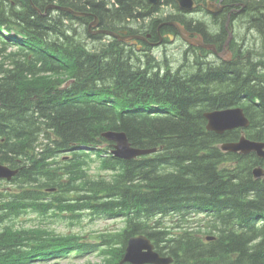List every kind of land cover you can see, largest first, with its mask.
<instances>
[{
    "label": "trees",
    "instance_id": "obj_1",
    "mask_svg": "<svg viewBox=\"0 0 264 264\" xmlns=\"http://www.w3.org/2000/svg\"><path fill=\"white\" fill-rule=\"evenodd\" d=\"M230 1L246 4L256 46L258 38L263 44L264 0ZM54 3L92 16L44 15ZM148 7L149 0H0V162L20 170L7 183L14 189L0 192V264L94 252L101 264H121L129 240L140 235L173 264H264V179L253 176L264 161L224 152L221 144L239 141L240 131L209 132L204 117L241 107L251 119L247 138L264 142V57L251 62L250 49L242 66L239 57L222 68L160 77L149 72L156 66L147 72L133 64L124 42L92 51L73 29L98 16L101 29L119 30ZM170 19L184 23L179 15ZM151 23L155 30L162 24ZM108 132L156 153L115 157ZM51 212L122 218L125 226L89 239L18 222Z\"/></svg>",
    "mask_w": 264,
    "mask_h": 264
},
{
    "label": "rangeland",
    "instance_id": "obj_2",
    "mask_svg": "<svg viewBox=\"0 0 264 264\" xmlns=\"http://www.w3.org/2000/svg\"><path fill=\"white\" fill-rule=\"evenodd\" d=\"M95 1L100 2L103 0H95ZM171 4L173 3L171 2ZM163 6L164 5H161V7H159L160 9H157L158 11L155 10L152 14L154 13L161 14L162 17H166L165 15L168 16V15H174L178 13V11L176 10L174 6H169V7H163ZM247 26H249V24L242 26L240 30L239 28L236 29V32L238 34L236 39L238 40L239 36L242 37V39L240 40V44H241L240 48L244 47V49L248 46L246 44L247 42L246 38H249V36H251V34L249 35ZM77 27L78 26H74V28H77ZM85 27L86 26H84L83 28H78L79 30L77 31V33L79 34L77 37H79L78 41L82 39L81 41L86 44L87 42H91V40L89 39L87 40L86 38L87 28ZM252 35H253V31H252ZM254 35L256 36L257 33H254ZM178 39L180 38H177L173 42L169 41L167 43L166 41V43L156 44L155 46L153 45L151 50L150 51L148 50V52H143L144 51L143 49L142 51L133 52L134 55L132 56L133 57L132 63L135 64L137 67L141 66L143 71L148 72V70H146L145 67L148 64V60H150V63L156 64L155 65L156 67H154L153 69H150L149 72L151 73V75L160 73V77L165 76L167 73L172 74V75L177 74L182 77L197 73L198 71L197 70L195 71L194 63L199 62L200 60H197L194 52H191L188 49L189 46L187 43H184V41L178 40ZM99 40L101 42L103 41L105 42L107 38L103 40V35H102L101 38H98L97 41ZM262 41L263 39L259 42V45L262 44ZM263 44L261 46H256L254 45V42L252 39L253 50L256 49L255 53L251 56L252 61H258L256 58L257 53H259L260 56L264 54V48H262ZM15 50H16L15 46L13 45L8 46L7 53L9 54L14 53ZM128 51L129 50H127L126 52ZM247 64H246V67H247ZM96 171H97V168L94 167L92 172L96 173ZM13 189H14L13 185H8L7 183H5V186H4L3 184L0 183V191L2 192H8V191L11 192V190ZM18 222H21L20 224L21 227H26L29 229L41 227L45 230L55 231L58 234L79 233L80 235H84L89 239L96 238L97 236H101L107 233H110V234L115 233V231H119L121 228L125 226V223L122 218L109 219L107 217H94V216H89L87 213H84L81 220H71L70 218H58V217L53 216L52 212L49 215V217H47L46 219L36 214L35 215L30 214L22 218ZM168 222L170 223V225L175 226L174 224L175 222H170L169 220ZM75 256L76 254L71 255V257L65 260L62 258L48 260L47 262H44V264H101L103 262V258L97 255L96 252H94V254H91V255L75 258L72 260V262H70L69 260H71ZM34 264H37V263H34Z\"/></svg>",
    "mask_w": 264,
    "mask_h": 264
},
{
    "label": "flooded vegetation",
    "instance_id": "obj_3",
    "mask_svg": "<svg viewBox=\"0 0 264 264\" xmlns=\"http://www.w3.org/2000/svg\"><path fill=\"white\" fill-rule=\"evenodd\" d=\"M221 2V11L218 13H212L209 12V4L210 2ZM196 2L198 3V7L195 11L192 12V17L191 20L187 21L189 18H187L188 15H186L185 13H183V18L184 15L186 16L185 19L187 20H182L185 21L184 24L181 22V24H183L184 27H186V30L191 34L192 38H201L204 42L205 45L207 46H214V48L216 50H212L205 48V47H201V46H190L189 43L188 44V49L191 52H194L195 56L198 57L199 55H201L203 53V55L207 56V57H214L216 60H214V63H217V61L221 60H226L230 59V60H235L236 58H240V60L242 59V53L244 52V47L240 48V40L242 39V37L239 36V41L236 39V37L238 36L236 29L245 26L247 21L245 19L247 11H246V4H245V9L242 10L241 8V2L238 3H231L230 0H196ZM230 3V4H229ZM179 8V7H178ZM180 9V8H179ZM241 19V20H240ZM243 19V20H242ZM90 23V21H89ZM249 26H251L249 24ZM160 27V26H159ZM158 29H153V26H151L146 30H139V29H134V27L130 26V31L128 33L129 38H131L133 41H135L136 39L133 38L138 37L137 35L140 36H144L146 37L145 41L143 40H138L137 42L135 41L134 43H126L127 45H134L135 47H137L139 49V51H142V49L144 50L143 52H148L147 50H151V48L153 47V45L155 46L156 44H161V43H167L173 42L175 40V38L177 39V31L175 28L170 27L171 29V33H168L166 29H168L169 27H165L162 26L161 28ZM248 31H249V35L251 34V36H249V38L247 39L246 44L248 46L252 45V39L253 42L255 40V36L252 35V30L248 27ZM149 32V33H148ZM135 34V35H134ZM148 35V37H147ZM176 35V36H175ZM231 36V40L229 41V37ZM240 35V33H239ZM247 37V36H246ZM245 38V37H244ZM173 39V40H172ZM261 41V38H260ZM258 39V43L260 42ZM129 42V41H128ZM254 45H256V40L254 42ZM247 46V47H248ZM264 46V44H263ZM147 49V50H146ZM244 49V50H243ZM200 54H198V53ZM241 55V56H240ZM201 57V56H200ZM208 58V59H209ZM207 59V58H206ZM224 63H228L226 61H223ZM213 63L207 64V67L210 66ZM223 64V63H222ZM147 65H152L155 66L156 64H151L150 60H148V64ZM146 65V67H147ZM216 65V64H214Z\"/></svg>",
    "mask_w": 264,
    "mask_h": 264
},
{
    "label": "water",
    "instance_id": "obj_4",
    "mask_svg": "<svg viewBox=\"0 0 264 264\" xmlns=\"http://www.w3.org/2000/svg\"><path fill=\"white\" fill-rule=\"evenodd\" d=\"M182 7L185 9H192L195 6L193 0H180ZM209 9L212 12L221 11V3L217 4L211 2ZM180 31L182 38L185 42L193 46H201L211 49L212 46L204 44L203 40L199 38H192L191 34L185 29L184 26H178L174 24ZM117 36V35H116ZM134 38H137L134 36ZM231 38L229 39V41ZM226 59V58H225ZM209 121V128L219 135L225 134L227 131H232L239 127H248L250 121L242 108H229L223 110H215L207 114ZM108 140L115 141L117 143L114 154L120 158L130 160L149 154L152 151H143L131 147L129 140L124 133L108 132L104 135ZM224 151L230 152H242L244 155L255 152L259 156L264 158V143L256 142L248 139L246 136H242L240 141L225 143L222 145ZM19 171L11 170L10 168L0 164V180H11ZM255 177L261 179L264 177V169L259 167L254 170ZM211 240V238L209 239ZM172 257H163L156 250L152 241L144 235L134 237L130 239L128 247L126 249L125 257L122 263L131 264H172Z\"/></svg>",
    "mask_w": 264,
    "mask_h": 264
},
{
    "label": "bare ground",
    "instance_id": "obj_5",
    "mask_svg": "<svg viewBox=\"0 0 264 264\" xmlns=\"http://www.w3.org/2000/svg\"><path fill=\"white\" fill-rule=\"evenodd\" d=\"M194 1V3H195V6L192 8V9H190V10H188V9H185V8H183L182 6V4H181V2H180V0H169V2H168V4H164V2H162V1H160V0H149V3H150V7H148V8H146V10H144V9H142V11L140 10L139 11V13L136 15L137 16V18L135 17V18H133L134 19V21L132 20H128L127 21V23H125V24H123V25H119L120 26V29L119 30H107V29H101L100 28V19H99V17L98 16H95L94 18H93V20H95V21H93V22H86V23H84L83 21H80L79 20V22L78 21H76L74 24H72L73 26H78L77 28H74L73 27V29H76L77 31L79 30L78 28H83L84 26H86L85 28H87L86 29V32L88 33V34H90L92 37H97V36H102L103 35V40L104 39H106L107 38V40L104 42H101L100 40L99 41H97L98 39L97 38H89V36L87 37V35H86V38H88L89 40H91V42H87L85 45H87L88 44V48L90 49V50H96V46H103V45H106V43H112V42H117L118 44H120L119 42L121 41V40H123L125 43H129V44H131V43H134L135 41L137 42L138 40H146L145 38L146 37H144V36H140V35H137L138 37L136 38V40L135 41H133L131 38H129V36H128V33L129 32H131L130 31V26H132V27H134V29H139V30H146V29H148L149 30V28L152 26V23H151V19H155L156 21H159L160 23H162L161 25H160V27L159 28H161L162 26H167V27H169L168 29H166L167 31L168 30H170L169 31V33H171L172 31H171V29H170V27H173V28H175L176 29V31H177V36H178V38H180V39H178V40H182V35H181V33H180V31L178 30V28L174 25V24H176L177 23V25L178 26H183V24H181V22L179 21H171V19H170V17L172 18V17H174V15H179V18H182V19H184V20H187V19H185L186 18V16L184 15V17L185 18H183V13H185L186 15H188L187 16V18L188 17H190L187 21H189V20H191V17H192V12L193 11H195L196 9H197V7H198V3L196 2V0H193ZM228 1V0H227ZM31 2V1H30ZM171 2L174 4H171ZM158 4H161V5H164L163 7H169V6H174L175 8H176V10L178 11V13L177 14H174V15H165L166 17H162L161 16V14H152V13H150L149 15H147L146 17H138V16H140L139 14L142 12V14L144 15V14H148L149 13V8H151V10H153L155 7H157V9H160L159 7H161V5L158 7L157 5ZM230 4V3H229ZM180 9H179V8ZM245 3H242L241 4V8H242V10H244L245 9ZM107 9H109L110 7L107 5V7H106ZM111 9V8H110ZM253 9V8H252ZM38 10V12L39 13H41L42 11L40 10V9H37ZM46 11L45 12H43L44 13V15H46L47 14V12H48V10H51L52 11V13H51V15L54 17V16H57V15H59V13L60 12H67V13H69V14H71V16H73L75 19H83V18H91V16H92V14H87V13H85V12H80V11H77V10H74V9H71V8H67V7H62V6H59V4H56V3H54L53 5H49L46 9H45ZM250 10V9H249ZM248 10V11H249ZM158 11V10H157ZM246 11H247V7H246ZM253 11V10H252ZM158 13V12H157ZM91 15V16H90ZM259 16V15H258ZM254 16H246L245 18H246V21H247V23H246V25L247 24H250L251 23V19L253 18ZM260 17V16H259ZM261 18V17H260ZM241 20V19H240ZM243 20V19H242ZM185 22V21H184ZM253 22H255L254 20H253ZM252 22V23H253ZM82 23V24H81ZM114 24H115V22H114ZM153 24H154V21H153ZM181 24V25H180ZM254 26H255V24H254ZM247 27H249V26H247ZM186 28V27H185ZM71 30V29H70ZM67 31V30H66ZM69 31V30H68ZM7 32V30H3V33H6ZM259 32V31H258ZM67 33V32H66ZM75 33V32H74ZM149 33V32H148ZM250 33H252V32H250ZM63 34V33H62ZM130 34V33H129ZM258 34V33H257ZM77 35V34H76ZM117 35V36H116ZM135 35V34H134ZM253 35H254V32H253ZM176 36V35H175ZM258 36H259V34H258ZM147 37H148V35H147ZM61 38V37H60ZM134 38V37H133ZM87 39V40H88ZM259 39V38H258ZM82 40V39H81ZM80 40V41H81ZM173 40V39H172ZM175 40H176V38H175ZM129 41V42H128ZM183 41V40H182ZM96 44V45H94L93 46V44ZM185 43V42H184ZM123 44V43H122ZM91 45V46H90ZM124 45H126V44H124ZM262 45V44H261ZM261 45H259V46H261ZM120 46H122V45H120ZM190 46H192V45H190ZM108 47V46H107ZM110 47V46H109ZM123 47V49L125 50V51H127V50H129L128 52L129 53H131V55L133 56L134 55V53L133 52H136V51H139V49L137 48V47H135L134 45H127L126 47L125 46H122ZM193 47V46H192ZM262 48H264V46L262 47ZM250 49H252L253 50V48H252V45H250V46H248V47H246L245 48V50H244V52L245 51H247V50H250ZM147 50V49H146ZM149 50V49H148ZM147 50V51H148ZM212 50H216L215 48H214V46L212 45ZM256 50V49H255ZM255 50H253L254 51V53H255ZM150 51V50H149ZM243 52V53H244ZM196 53H198V52H196ZM145 54H147V53H145ZM198 54H200V53H198ZM246 54H248L249 56H250V59H251V56L253 55L251 52H247ZM201 56V57H200ZM264 57V54L262 55V56H260L259 55V53H257V55H256V58H257V60L258 61H260L262 58ZM133 58V57H132ZM207 58V59H206ZM209 57H207V56H205V55H203V53L201 54V55H199L198 57H196V59L197 60H200L199 62H195L194 63V68H195V71L197 70V71H199V69H200V67L201 68H206V69H215V68H222L223 67V65H226V63H224L223 61H226V62H228V63H230V62H232V60H230V59H225V60H221V62L223 63H220V61H217V63H214V60H216L214 57H210L209 59H208ZM264 61V60H263ZM251 62H254V63H257L256 61H251ZM210 63H213V64H211L210 66H208L207 67V64H210ZM236 63H239L238 65L239 66H242V64H241V60L239 61V62H236ZM261 63H263L262 61H261ZM214 64H216V65H214ZM264 64V63H263ZM255 67V69H256V65L254 66ZM258 67V66H257ZM261 69H263V66H262V68H260L259 70H261ZM262 71V70H261ZM259 73H257V75H258ZM261 74V73H260ZM260 76V75H259ZM258 77V76H257ZM256 79V78H255ZM256 104H257V102H256ZM214 110H211V111H207L205 114H204V117H205V119L207 120V130L209 131V132H213V133H215L214 131H212L210 128H209V121H208V119H207V114L208 113H211V112H213ZM248 120L250 121V123H249V125H248V127H239V128H236V129H234V130H239L240 131V135H242V136H246V134H245V132L250 128V126H251V119L250 118H248ZM234 130H232V131H234ZM229 132H231V131H229ZM223 144H225V143H223ZM223 144H221V148H222V145ZM223 150V149H222ZM224 151V150H223ZM224 152H227V153H232V154H241V155H244L242 152H237V153H234V152H230V151H224ZM251 154H253V155H255L258 159H260V160H262V161H264V158L263 157H261V156H259L257 153H255V152H252V153H249V154H247V155H244V156H248V155H251ZM115 155V154H114ZM120 158V157H119ZM120 159H123V158H120ZM123 160H125V159H123ZM257 168H259V167H257ZM253 176L255 177V174H254V171H253ZM255 179H257L256 177H255ZM258 180V179H257Z\"/></svg>",
    "mask_w": 264,
    "mask_h": 264
}]
</instances>
